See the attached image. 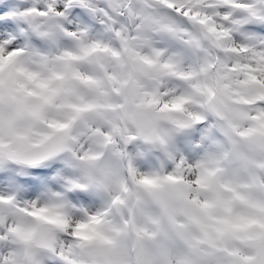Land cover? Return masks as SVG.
<instances>
[{
	"label": "clouds",
	"instance_id": "clouds-1",
	"mask_svg": "<svg viewBox=\"0 0 264 264\" xmlns=\"http://www.w3.org/2000/svg\"><path fill=\"white\" fill-rule=\"evenodd\" d=\"M23 24L17 36L55 43L0 41V162L54 154L64 190L95 205L0 199V261L264 264V56L216 31L197 30L195 47L146 26L125 45L65 31L55 13ZM198 125L191 155L171 149Z\"/></svg>",
	"mask_w": 264,
	"mask_h": 264
},
{
	"label": "snow or ice",
	"instance_id": "snow-or-ice-1",
	"mask_svg": "<svg viewBox=\"0 0 264 264\" xmlns=\"http://www.w3.org/2000/svg\"><path fill=\"white\" fill-rule=\"evenodd\" d=\"M34 13H55L65 31L84 36L110 33L125 45L139 39V33L146 26L158 39L162 33H169L182 41L189 40L195 47L199 46L197 30L201 33L216 31L224 34L233 45L246 49L253 59L264 56V31L253 35L248 28L249 25L257 26L254 32L264 29V0H163V3L161 0H44L43 4L41 0H32L27 7L17 9H12L10 0H0V41L15 42L18 36L13 21H25ZM43 35L50 36L49 33ZM216 47L218 53L226 51L221 44ZM220 63L221 56L217 54L211 70L215 71ZM52 157L54 154H43L16 163L40 165L34 173L37 179L28 182L33 192L38 191L56 170L52 164L41 163ZM0 199L16 207L25 203L14 196L0 195ZM90 219L97 221L96 216ZM6 221L7 217L0 210V230L7 228ZM0 264L4 262L0 261Z\"/></svg>",
	"mask_w": 264,
	"mask_h": 264
},
{
	"label": "rangeland",
	"instance_id": "rangeland-1",
	"mask_svg": "<svg viewBox=\"0 0 264 264\" xmlns=\"http://www.w3.org/2000/svg\"><path fill=\"white\" fill-rule=\"evenodd\" d=\"M13 3L12 9H17V8H22V7H27L29 0H10ZM32 2V0H31ZM240 6V5H237ZM13 23L16 25L18 28H23L24 24L23 21H13ZM249 32L253 35H258L259 31H253V29H256L257 26L254 25H249ZM25 34L28 35L27 32L23 33L20 35V37ZM30 36L32 37H44L48 41V43H55V40L52 39L51 37H45V36H40L36 35L34 32ZM19 37V36H18ZM26 45V43H23ZM255 79V77H252ZM199 126V125H198ZM198 126L195 128H189L185 129L182 132L176 134L171 142V149L175 152H180L185 154L186 156L191 155V149H192V144L195 141L196 137L199 135V129ZM140 156L142 157L143 154L140 153ZM6 162H0V170H3V172L6 174L8 178L9 174V168L7 169L5 166ZM9 165L11 163L7 162ZM44 164V163H43ZM45 164H52L55 167V171L51 172L49 177L47 178V187L45 186V183L39 188L38 191L33 192L31 189L30 183L23 184L21 190V200L22 201H28L32 199H39L46 197L50 194H62L64 196V199L74 208L76 209H88L90 207H94L95 201L94 199L88 194L87 190H81V189H73L71 191H65L64 190V181H65V173L63 170V166L59 160L58 157H52L48 161L45 162ZM146 166V165H145ZM15 167V166H13ZM38 166L37 168H39ZM16 168H20L17 166ZM26 169V168H25ZM35 169V168H34ZM32 169V170H34ZM28 170V169H27ZM35 173V172H34ZM33 176H35L33 174ZM31 177V176H30ZM37 179V177H31V180ZM28 181V180H27ZM0 186L1 188L10 186V181H6L5 179L0 181ZM81 197L80 199H74V197Z\"/></svg>",
	"mask_w": 264,
	"mask_h": 264
},
{
	"label": "bare ground",
	"instance_id": "bare-ground-1",
	"mask_svg": "<svg viewBox=\"0 0 264 264\" xmlns=\"http://www.w3.org/2000/svg\"><path fill=\"white\" fill-rule=\"evenodd\" d=\"M26 35V34H25ZM29 35V34H28ZM27 35V36H28ZM48 38V37H47ZM46 39V38H45ZM17 44H23L24 42H25V36L23 35V37L21 36H19L17 39H16V41H15ZM12 171V173H14V171L13 170H11ZM16 174V173H15ZM17 174H19V173H17ZM22 175L25 177V178H28L29 177V173H26V170L24 171V172H22Z\"/></svg>",
	"mask_w": 264,
	"mask_h": 264
}]
</instances>
